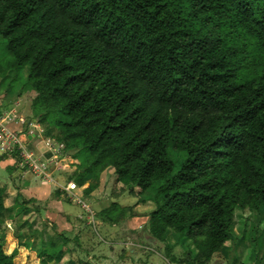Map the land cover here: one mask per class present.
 Masks as SVG:
<instances>
[{
	"label": "trees",
	"instance_id": "obj_1",
	"mask_svg": "<svg viewBox=\"0 0 264 264\" xmlns=\"http://www.w3.org/2000/svg\"><path fill=\"white\" fill-rule=\"evenodd\" d=\"M0 38V71L27 69L44 137L82 153L76 185L112 169L120 190L148 193L150 238L176 236L170 263L208 264L235 240L237 212L249 238L264 210V0H0ZM249 232L263 247L264 229ZM3 245L0 264H17Z\"/></svg>",
	"mask_w": 264,
	"mask_h": 264
},
{
	"label": "rangeland",
	"instance_id": "obj_2",
	"mask_svg": "<svg viewBox=\"0 0 264 264\" xmlns=\"http://www.w3.org/2000/svg\"><path fill=\"white\" fill-rule=\"evenodd\" d=\"M5 45V40L0 38V66L2 69L9 59L5 52ZM24 71L27 69L10 73L3 70L0 73V94L2 97L9 98L6 93H15L18 89L20 90L24 75L27 74ZM16 96L21 98L18 112L22 116H17V118H22V132L20 131L22 135L10 132L8 126L4 127L6 135L0 133V154L12 163L11 167L8 166L11 169L10 173L0 172L2 176L0 178L4 182L7 177L11 178L10 185L14 190L20 186L31 188L34 184H38L32 181L35 176L52 183L54 188L47 202L60 200L63 212L72 217L74 228L67 230L69 228L66 221L61 220V226H59L57 220H50L54 217L47 216V214L55 212V209L49 203L27 202L25 198L19 196L18 202H15L16 206L12 207L14 195L7 196L5 202L4 195L3 202L6 209L9 210L0 226V244H4V251L10 254L16 249L18 254L15 261L17 264H42L43 260H51L52 262L49 264H172L165 258L164 250L166 242L168 245L175 243L174 238L171 239L167 236L166 242L160 243L152 240L149 236L148 221L150 213L154 210V205L150 202L148 193L138 197L136 194H131L127 188L120 190L115 185V181L110 182L107 179L105 186L102 187L100 177L97 182H92L87 178L84 181V186L81 187L83 189L80 192L81 195H76L73 191L68 195L61 190V186L68 179L72 180L76 186L73 179L80 171L82 153H77L75 156V151L65 153L55 149L53 143L44 137L42 127L31 115L32 94L30 95L27 90H20ZM6 107L8 108V105ZM12 121L13 119H9L6 122ZM28 121L31 123L29 124ZM14 139L17 144L14 143ZM3 143L9 144H5L4 148H1ZM6 149H10L11 152L9 153ZM24 151L33 155V159L41 171L34 173L28 166L21 168L18 165L21 158L20 152ZM169 154L173 160L178 159L171 151ZM180 157H183V154ZM1 185L3 184L0 183ZM90 185H95L93 192H97L94 196L85 193ZM76 188L78 187L76 186ZM112 203H116L124 209L131 208V215L130 213L124 214L125 218L115 225L103 222L98 214L109 208ZM45 214L50 218H45ZM248 216V213L244 215L236 213L232 226L235 240L231 244L225 245L223 252L215 255L208 264H264V246L253 244L252 238H255L256 234L249 232L251 228L254 230L264 229V210L252 213L250 216L252 226L249 225L247 228V237L249 238L241 240L244 218ZM31 224L34 228H31ZM26 244L28 245L26 249L32 250L34 254L23 250V246ZM187 249L188 245L186 246V244L175 245L171 254L177 260L179 259V262L181 259H186L184 253ZM230 249L231 251L227 254Z\"/></svg>",
	"mask_w": 264,
	"mask_h": 264
},
{
	"label": "crops",
	"instance_id": "obj_3",
	"mask_svg": "<svg viewBox=\"0 0 264 264\" xmlns=\"http://www.w3.org/2000/svg\"><path fill=\"white\" fill-rule=\"evenodd\" d=\"M1 72L2 71H0V73ZM25 72H27V71H24V73ZM26 78H27V74L24 75L23 82H25ZM23 82H22V84H23ZM22 84H21V86H22ZM20 90H21V87H20ZM20 90L18 89V91L15 92V93H12V92L6 93L9 96V98H6L5 96L2 97L1 94H0V99H1L0 100V126H2L3 128L5 126L6 127L8 126L7 128L10 129V132H15L14 134L22 135V133H20V131L22 130V126H21V119L22 118H17V116H20V117L22 116L21 113L18 112L19 111L18 109L21 106V98L16 96V94H18V92ZM10 94H13V95H10ZM29 94L30 95L32 94L31 97L33 98V93L29 92ZM7 105H8V108L6 107ZM30 112H31V110H30ZM9 119H13V121L7 123L6 121L9 120ZM28 123L30 124L31 122L28 121ZM0 156H3V155L0 154ZM11 165H12V163H11V161L8 158H6L3 161H0V172L4 171V172H7V174L10 173L11 169L8 166L11 167ZM110 176H111V178H110ZM0 177H2V176L0 175ZM11 177H12V174H11ZM99 177H100L99 178L100 183L102 182V184H101L102 187L105 186L106 179L109 180L110 182L111 181H115V176L113 175V170L112 169H106L104 172H102L100 174ZM11 181H12V179L9 178V177L6 178V182L1 180V178H0V183L3 184L0 187L2 189H4V195H5L4 202H5V198L7 196H13L14 195V201H13V203L11 205L12 207L16 206L15 202L18 201L17 196H22V198H25V200L27 202L46 203V204L49 203L47 201L49 200L51 191L54 188V185H52V183H50L48 181H44V180L40 179V177H36L35 176L32 181L33 182L35 181V183H38V184H34V186H32L31 188L30 187L29 188H24V186L22 188V186H20V187L16 188V190H17L16 191V190L11 188V185H10ZM24 182H26V181H24ZM29 183H32V182L29 181ZM23 184H25V183H23ZM74 185L75 184L72 182V180L68 179V181H66V183L61 186V188H62L61 190L63 192H66V194H68V195H70V193H72V191L74 193H76V195L80 194V192L83 189L81 187H79L78 185H76L78 188L75 189L76 186H74ZM115 185H116V183H115ZM115 189L117 190L118 188H115ZM55 190H59V189H55ZM95 192H97V191H95ZM95 192H92V193L87 194V195L94 196ZM70 199L72 200V197ZM78 199H80L79 196H78ZM4 202H3V204H4ZM49 204L51 206H53V208L55 209V212L47 214V216H52V218L54 217V219H50V220H57V224L59 226H61V224H60L61 220L62 221H66V225L69 228L67 230H71L72 228H74V226H72L73 225L72 223H74L72 221V217L70 215H67V213L63 212L60 200H52V201H50ZM4 208L6 209L7 207H5V205H4ZM47 216L45 214V218H50V217H47ZM68 217H70V218H68ZM32 224H31V228H34V227H32L33 226ZM35 229H37V228H35ZM168 236L171 239L174 238V240H176V236L172 232H168ZM165 244L168 245L167 242ZM173 244H169V245L172 246ZM184 244H186V243H184ZM27 246H28L27 244L24 245L23 246V250L24 251H29L32 254L33 253L32 250L30 251V250L26 249Z\"/></svg>",
	"mask_w": 264,
	"mask_h": 264
},
{
	"label": "built area",
	"instance_id": "obj_4",
	"mask_svg": "<svg viewBox=\"0 0 264 264\" xmlns=\"http://www.w3.org/2000/svg\"><path fill=\"white\" fill-rule=\"evenodd\" d=\"M0 133L3 135H6V130L5 128H3L2 126H0ZM11 140V139H9ZM6 141V140H5ZM15 144H17V141L14 139L13 140ZM5 144H9V143H3L1 145V148H4ZM7 151H9L10 149H6ZM11 151H9L10 153ZM20 160L18 162V165L23 168L28 166L30 169L33 170L34 173H37L39 171H41V169L39 168V166L36 164V161L33 159V155L27 151L24 152H20Z\"/></svg>",
	"mask_w": 264,
	"mask_h": 264
}]
</instances>
